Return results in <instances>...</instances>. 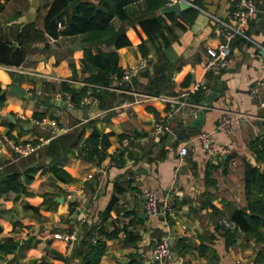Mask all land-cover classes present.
Returning a JSON list of instances; mask_svg holds the SVG:
<instances>
[{"label":"crops","instance_id":"0c3cea01","mask_svg":"<svg viewBox=\"0 0 264 264\" xmlns=\"http://www.w3.org/2000/svg\"><path fill=\"white\" fill-rule=\"evenodd\" d=\"M51 1L9 0L0 15V26L11 40L19 24L34 21L42 26ZM183 1L197 11L184 29L174 25L168 15L179 16L185 9L179 14L161 11L171 0L155 9L145 0H136L126 7L127 20L116 16L112 19L115 29H123L128 44L83 42L82 36L75 34L49 37L48 49L41 43L28 49L23 67L73 80L68 85L75 92L85 86L78 81L87 82L88 77L99 73L102 65H116L122 71L138 67L123 90L95 94V107L69 110L51 103L52 93L63 92L61 83L13 72L0 64V264H80L73 254L76 246L69 250L67 242L55 234L75 231L78 244L97 222L104 223L107 233L117 231L110 236L101 235L106 246L97 264H156L152 245L163 237H169L176 255L185 257L184 264H236L239 258L253 261L255 241L238 237L227 246L222 236L224 230L216 225L219 213L227 206L246 205L243 160L254 158L250 140L264 138V54L260 53L263 49L235 37L231 42V66L218 74L206 73L203 64L207 49L220 42L209 14L222 17L229 0ZM258 1L264 4V0ZM150 15L158 16L163 25L161 33L148 36L139 24L140 19ZM247 33L264 48V15L249 20ZM115 76L118 75L113 73L111 84ZM197 81L210 91L199 92L191 99H199V104L213 94L211 107L204 108L200 126L189 124L196 121L203 107L186 105L170 122L172 129L186 127V140L173 138L166 143L167 134L153 137V122L166 108L155 96L174 95ZM257 82L260 95L254 96L250 87ZM12 84L20 85L33 98H19L9 91ZM97 107L102 111L96 112ZM225 109L245 116L243 120L237 119L228 133L215 130ZM32 119L44 124H36ZM81 128L84 135L76 146L56 158L39 156L50 140ZM94 130L106 137L101 159H92L88 154L91 145L86 144V139ZM201 131L212 133L210 151L201 148ZM6 139L43 143L28 155L35 161L21 170L27 190L24 193L1 186V180L9 173L5 170L19 161ZM182 144L187 145L184 155L179 154ZM53 151L58 153L57 146ZM56 167L68 174L65 180L53 172ZM25 173L31 176L29 180ZM76 187L80 193L72 208L66 194ZM142 188L169 196L172 213L138 217V211H144ZM114 195L118 196L117 202L107 213ZM86 204L90 205V212L88 220L82 221L80 216ZM125 229L139 238L126 242Z\"/></svg>","mask_w":264,"mask_h":264},{"label":"trees","instance_id":"16d2710c","mask_svg":"<svg viewBox=\"0 0 264 264\" xmlns=\"http://www.w3.org/2000/svg\"><path fill=\"white\" fill-rule=\"evenodd\" d=\"M70 1L72 0H52L44 16L42 26H38L34 21L22 25L19 24L16 27L13 40L9 39L0 26V64L6 66L22 65L28 49L33 44L41 43L44 49L49 48V37L56 39L63 35L79 34L82 36L83 42H113L116 46L129 43L123 29H115L112 19L116 16L120 20H127L126 7L136 0H100L98 2L77 0V5L73 9L65 11L64 8ZM145 1L148 6L155 9L167 0ZM7 2L9 0H0V15ZM196 13L197 11L191 7L185 9L179 16H174L173 14H169L168 16L174 25L184 29L193 21ZM139 24L146 30L148 36L162 32L163 25L158 16L150 15L144 17L139 20ZM13 41H16L18 45L10 46ZM70 65H73L72 61H70ZM113 73L121 76L123 71L116 65L111 67L102 65L100 66L99 73L88 77L86 81L96 86H108L111 84ZM96 86L91 88L94 95L108 91V89ZM61 87L63 92H69L77 108L80 106L78 100L87 93L86 91L89 88L88 86H83L80 88V91L75 92L66 82H62ZM1 98H3L2 95ZM192 100L197 103L199 99ZM97 109L101 108L97 107ZM83 135V128L75 130L72 133L59 135L45 145L39 156L53 155L55 158L59 157L68 148L76 146L82 140ZM99 137H101V140ZM86 144L91 145L88 151L90 158L94 159L96 157L101 159V154L107 145L106 137L104 135L100 136L94 130L86 139ZM249 145L254 158L252 161L243 160V183L246 205L244 207L227 206L224 211L219 213V219L226 216L233 223V227L223 228L219 223L216 226L217 228L222 227L224 230L222 236L227 246L235 243L238 237L255 241L257 250L253 263L264 264V138L252 139ZM54 146H57L58 153L53 151ZM18 159L17 163H13L5 170L9 173L1 180V186L7 190L24 193L27 190L21 180V170L28 163L34 162L35 159L33 156ZM40 164L41 162L39 161L37 166H40ZM53 172L63 180L68 177V174L58 167ZM30 178L31 176L25 173V179L29 180ZM119 190H117V193L120 192ZM117 199V195L111 198L106 209L107 213L116 204ZM70 205L73 208L74 203L71 202ZM33 209L36 210V208ZM125 230L126 242H135L139 238L132 231ZM114 233H117V231L107 233L104 223H93L74 248L73 254L79 258L80 264H97L104 254L106 246V241L101 238V235L110 236Z\"/></svg>","mask_w":264,"mask_h":264},{"label":"built area","instance_id":"2783aa9c","mask_svg":"<svg viewBox=\"0 0 264 264\" xmlns=\"http://www.w3.org/2000/svg\"><path fill=\"white\" fill-rule=\"evenodd\" d=\"M177 0H171V2ZM183 1V0H179ZM170 2V3H171ZM258 15H264V4L259 3L258 0H229V6L227 7L224 15L217 16L214 14H209L211 20L215 25L216 35L220 38V42L215 47H210L207 49V58L203 64V69L206 73L218 74L223 70L229 68L232 64L231 58V42L235 37H241L245 40L252 41L258 49L264 48L252 40L247 33V27L249 20L255 18ZM60 26V24H59ZM6 69L17 72L20 74L42 77L48 81L62 82H72L73 80L60 77L53 73H47L39 71L36 69H30L18 66H6ZM138 67L132 66L130 68L124 69L121 76H115L112 84L108 86H96L91 83L78 81L79 84L89 87V91L83 95L79 100L78 104L82 106H97V97L92 94V87H101L108 90H123V85L130 82L132 77L136 74ZM260 83H255L250 87V91L254 96L260 95ZM209 93L210 89L201 81H197L183 88L180 92L169 95L160 94L155 96L161 103L166 105L163 114L153 122L151 134L155 138H159L173 131L170 122L174 118L176 112L183 106H191L193 108L201 107L198 103L194 102L191 97L198 92ZM143 97H152L150 94H142ZM52 98L55 100H61L65 102L71 108H77L76 103L72 101L71 95L64 93L62 91H56L52 93ZM262 106H264V99L261 101ZM245 116L240 113H235L231 110H223L220 115L219 120L216 123L215 130L224 133L230 132L237 119L243 120ZM36 124H44V121L37 119H32ZM56 130L55 126H52ZM9 146L13 149L17 157H26L29 154L35 152L43 146V143H36L33 141L24 142H14L10 139H6ZM198 140L200 142L203 151H210L212 144V133L210 131H201L198 135ZM187 152V145L182 144L179 148V154L184 155ZM96 192L91 196L92 199L95 198ZM80 193L78 187L72 188L66 194V200L69 203H74L75 198ZM142 193L144 195L143 209L149 215L157 214H171L173 211V202L169 196L158 195L155 191L142 188ZM76 209L78 208L75 206ZM90 212V205L86 204L83 207L82 216L80 220H88V214ZM219 224L223 228H231L233 223L226 217L223 216L219 220ZM184 227V225L182 226ZM56 237L63 239L67 242L69 250H72L77 244V236L75 231L63 234H55ZM152 259L156 264H184L186 259L184 256L176 255L169 237H163L156 241L152 245L151 249ZM236 264H254L253 261L239 258L236 260Z\"/></svg>","mask_w":264,"mask_h":264},{"label":"water","instance_id":"95a60500","mask_svg":"<svg viewBox=\"0 0 264 264\" xmlns=\"http://www.w3.org/2000/svg\"><path fill=\"white\" fill-rule=\"evenodd\" d=\"M97 1H100V0H97ZM76 5H77V0H72L65 6L64 10L68 11L70 9H73ZM188 7H189V4L187 2L177 0V1H173L171 3L164 5L161 8V11L163 13L173 12V13L179 14L183 9H186ZM17 45L18 44L16 41H13L10 44V46H17ZM77 46L81 47L80 44ZM170 50H171V48L168 49L169 56H171L169 53ZM260 53L264 54V51L261 50ZM8 89H9V91L15 93L19 98H23V97L24 98H29V97L33 98V96H30L28 93H26V90L18 84L17 85L12 84L8 87ZM212 97H213V94L210 95L206 100L199 103V105L203 108L198 112L196 121L189 124L190 127H199L200 126V124H201L200 120H202L204 108L205 107H211L210 100L212 99ZM49 101L51 103H56L57 105L62 106L65 109L74 110L73 108L69 107L65 102H63L61 100H55L53 98H50ZM95 110H96V112L102 111V110L96 109V108H95ZM173 138L186 140L188 138V134L186 132V127L180 126V127L173 129L172 132L167 134L166 143H169ZM30 166H32V165H30ZM28 167H26V168H28ZM143 197H144V195H143ZM130 209H133V206H131ZM137 216L140 218H145L147 216V213L143 210H139L137 213Z\"/></svg>","mask_w":264,"mask_h":264}]
</instances>
